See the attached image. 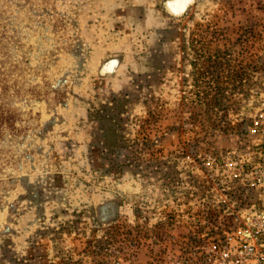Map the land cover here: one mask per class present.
<instances>
[{
  "label": "rangeland",
  "instance_id": "obj_1",
  "mask_svg": "<svg viewBox=\"0 0 264 264\" xmlns=\"http://www.w3.org/2000/svg\"><path fill=\"white\" fill-rule=\"evenodd\" d=\"M262 164L264 0H0V264H235Z\"/></svg>",
  "mask_w": 264,
  "mask_h": 264
},
{
  "label": "built area",
  "instance_id": "obj_2",
  "mask_svg": "<svg viewBox=\"0 0 264 264\" xmlns=\"http://www.w3.org/2000/svg\"><path fill=\"white\" fill-rule=\"evenodd\" d=\"M258 168L264 174V164ZM258 184L264 187V177L259 179ZM245 218L249 221L247 228L234 237L235 264H264V209L246 214Z\"/></svg>",
  "mask_w": 264,
  "mask_h": 264
},
{
  "label": "trees",
  "instance_id": "obj_3",
  "mask_svg": "<svg viewBox=\"0 0 264 264\" xmlns=\"http://www.w3.org/2000/svg\"><path fill=\"white\" fill-rule=\"evenodd\" d=\"M239 76V75H238ZM194 83L196 82H198L197 80H198V78H197V76H194ZM195 86H196V84H195ZM197 92V91H196ZM195 93V92H194ZM196 94V98H195V101L194 100H191V102L192 103H194V104H196V105H198V106H200V107H202V109L203 108H209L210 107V105L212 104V102H213V100H211V101H208V102H204L202 99H201V97L199 96V91L197 92V93H195ZM207 110V109H206Z\"/></svg>",
  "mask_w": 264,
  "mask_h": 264
}]
</instances>
